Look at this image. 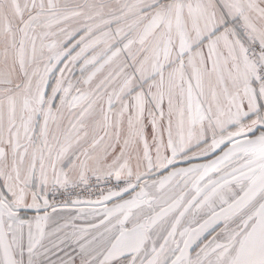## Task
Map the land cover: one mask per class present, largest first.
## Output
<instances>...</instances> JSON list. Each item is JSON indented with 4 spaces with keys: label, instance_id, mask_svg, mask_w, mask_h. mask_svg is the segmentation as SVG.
I'll return each mask as SVG.
<instances>
[{
    "label": "snow or ice",
    "instance_id": "6c2138e0",
    "mask_svg": "<svg viewBox=\"0 0 264 264\" xmlns=\"http://www.w3.org/2000/svg\"><path fill=\"white\" fill-rule=\"evenodd\" d=\"M0 264H264V0H0Z\"/></svg>",
    "mask_w": 264,
    "mask_h": 264
}]
</instances>
